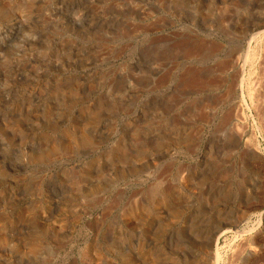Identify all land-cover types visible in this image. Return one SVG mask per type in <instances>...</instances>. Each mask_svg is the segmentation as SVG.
Instances as JSON below:
<instances>
[{
  "label": "rangeland",
  "instance_id": "374dc122",
  "mask_svg": "<svg viewBox=\"0 0 264 264\" xmlns=\"http://www.w3.org/2000/svg\"><path fill=\"white\" fill-rule=\"evenodd\" d=\"M0 264H264V0H0Z\"/></svg>",
  "mask_w": 264,
  "mask_h": 264
}]
</instances>
